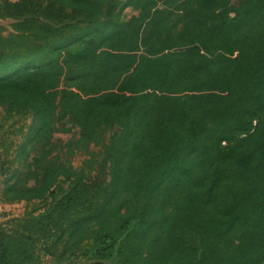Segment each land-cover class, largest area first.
I'll return each mask as SVG.
<instances>
[{
	"label": "trees",
	"instance_id": "obj_1",
	"mask_svg": "<svg viewBox=\"0 0 264 264\" xmlns=\"http://www.w3.org/2000/svg\"><path fill=\"white\" fill-rule=\"evenodd\" d=\"M0 20V264H264V0Z\"/></svg>",
	"mask_w": 264,
	"mask_h": 264
},
{
	"label": "rangeland",
	"instance_id": "obj_2",
	"mask_svg": "<svg viewBox=\"0 0 264 264\" xmlns=\"http://www.w3.org/2000/svg\"><path fill=\"white\" fill-rule=\"evenodd\" d=\"M135 14H136L135 11H133L131 9H127L124 12V18H130L131 16H133ZM9 24H10V22H8V21H1L0 20V28H5L6 30H8ZM0 118H1V113H0ZM8 124H11V122H9ZM5 128H7V127H5ZM55 137L60 138L63 141H66L69 138V135L57 133V134H55ZM12 158H13V156L11 155V153H9L8 157L3 156L1 158V160L5 161V160H10ZM82 160H83V157L81 155H76L73 158L72 162H73L75 167H78L81 165ZM1 187H2V178L0 177V190H1ZM25 209H26V204L23 202L5 204V203H2L0 200V221L4 220L8 216H19L24 212Z\"/></svg>",
	"mask_w": 264,
	"mask_h": 264
}]
</instances>
